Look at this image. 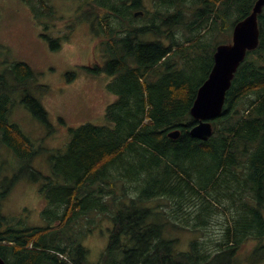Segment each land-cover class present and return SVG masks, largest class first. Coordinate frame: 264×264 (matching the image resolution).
<instances>
[{"label":"trees","instance_id":"16d2710c","mask_svg":"<svg viewBox=\"0 0 264 264\" xmlns=\"http://www.w3.org/2000/svg\"><path fill=\"white\" fill-rule=\"evenodd\" d=\"M24 1L49 30L58 18L50 0ZM82 1L84 21L104 39L106 59L87 71L111 77L117 98L104 124L70 129L66 148L50 157L53 178L33 172L45 180L48 223L27 227L5 216L2 204L31 167L9 177L1 149L25 164L38 152L9 121L13 90L0 85V257L6 264H89L81 244L87 233L78 223L109 213L113 229L96 264H264V8L260 44L239 67L212 137L202 141L190 134L197 124L191 116L197 92L213 68L217 46L231 42L234 26L258 0H155V13L141 10L143 0ZM137 11L144 15L135 16ZM225 35L228 41L220 42ZM43 37L58 50L71 35ZM8 73L19 87L34 78L23 62ZM23 103L48 124L38 99L27 93ZM175 131L179 138H170ZM222 213L227 221L216 238L211 220ZM169 221L176 222L173 228ZM174 227L196 236L189 251L178 250ZM248 243L254 247L245 255Z\"/></svg>","mask_w":264,"mask_h":264},{"label":"rangeland","instance_id":"374dc122","mask_svg":"<svg viewBox=\"0 0 264 264\" xmlns=\"http://www.w3.org/2000/svg\"><path fill=\"white\" fill-rule=\"evenodd\" d=\"M49 2L56 9L58 18L45 31L44 25L34 17L24 0H0V85L6 84L13 90L9 92L12 98L9 121L23 130L38 152L34 160L26 165L9 149L2 147L3 159L8 163L5 167L6 175L13 177L18 168L31 167L12 186L3 201L2 212L27 227H44L48 223L47 218L43 217L48 207L41 194V187L45 183L42 178L54 177L50 157L66 148L71 138V128L87 123L104 124L107 107L117 98L109 88L111 77L87 71L90 64L98 62L103 65L106 59L100 49L104 39L95 37L90 24L84 21L83 12L87 10L85 2ZM143 4L145 8L141 10L156 12L155 0H143ZM72 27L73 30H70ZM45 33L58 38L68 34L71 38L63 42L60 49L54 50L51 42L43 37ZM226 38L220 37L219 41H228ZM18 62L28 64L34 72V78L20 87L8 73L10 67ZM27 93L41 102L48 113V124L39 121L25 106L23 98ZM34 171L40 173L42 178H33ZM166 209L172 211L168 206ZM92 219L90 224L81 220L77 228L81 224L85 226L87 235L81 244L89 252V264H96L108 247L113 222L109 213H94ZM226 221L227 217L223 213L211 220L210 228H214L216 238L219 237L220 224ZM169 222L173 228L176 222ZM171 231L173 237L180 239L178 250L189 251L190 243L196 236L177 227ZM64 243L65 240L62 245ZM253 247L254 243H248L242 253L248 255Z\"/></svg>","mask_w":264,"mask_h":264},{"label":"water","instance_id":"95a60500","mask_svg":"<svg viewBox=\"0 0 264 264\" xmlns=\"http://www.w3.org/2000/svg\"><path fill=\"white\" fill-rule=\"evenodd\" d=\"M263 8L264 0H258L252 13L234 26L232 42L217 47L213 68L207 80L200 86L191 108V116L197 121L190 131L192 137L202 141H208L212 137L213 121L223 113L227 92L239 67L248 52L256 50L260 44L258 16ZM140 15L143 12L135 13L137 17ZM179 136V131L169 134L172 139H178ZM0 264H6L1 257Z\"/></svg>","mask_w":264,"mask_h":264},{"label":"bare ground","instance_id":"6f19581e","mask_svg":"<svg viewBox=\"0 0 264 264\" xmlns=\"http://www.w3.org/2000/svg\"><path fill=\"white\" fill-rule=\"evenodd\" d=\"M179 11V10H178ZM181 13V12H180ZM117 14V13H116ZM176 14V13H175ZM170 17V16H169ZM181 17V16H180ZM79 18V17H78ZM166 19V18H165ZM173 19V18H172ZM176 24V23H175ZM166 25V24H165ZM164 26V25H163ZM101 33V32H100ZM261 33V32H260ZM199 34V33H198ZM172 36V35H171ZM173 37V36H172ZM261 39V38H260ZM127 53V52H126ZM108 63V62H107ZM106 63V64H107ZM160 64V63H159ZM106 66V65H105ZM167 66V65H166ZM28 107V106H27ZM58 161V160H57ZM35 174V173H34ZM8 189V188H7ZM5 192V191H4ZM49 193V192H48ZM164 198V197H163ZM101 199V198H100ZM114 207V206H113ZM181 215V214H180ZM259 249V248H258ZM258 253H259V250H258ZM7 254V253H6ZM254 254V253H252ZM229 255V254H228ZM258 255V254H257ZM234 257V256H233ZM255 257V256H254ZM257 257V256H256ZM225 258V257H224ZM257 259V258H256ZM246 260V259H245ZM250 260V259H249ZM253 260V259H252ZM255 260V259H254ZM230 261V260H229ZM257 261V260H256ZM248 262V261H247ZM250 263V262H249ZM228 264V263H227ZM251 264V263H250ZM254 264V263H253Z\"/></svg>","mask_w":264,"mask_h":264},{"label":"flooded vegetation","instance_id":"af4514ba","mask_svg":"<svg viewBox=\"0 0 264 264\" xmlns=\"http://www.w3.org/2000/svg\"><path fill=\"white\" fill-rule=\"evenodd\" d=\"M139 12H142V11H139ZM143 15H144V12H143ZM143 15H140V16H143Z\"/></svg>","mask_w":264,"mask_h":264}]
</instances>
